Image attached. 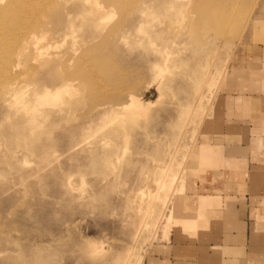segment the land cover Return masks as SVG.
I'll list each match as a JSON object with an SVG mask.
<instances>
[{
	"label": "rangeland",
	"instance_id": "rangeland-1",
	"mask_svg": "<svg viewBox=\"0 0 264 264\" xmlns=\"http://www.w3.org/2000/svg\"><path fill=\"white\" fill-rule=\"evenodd\" d=\"M17 3L0 0V264H149L198 229L183 224L231 137L205 124L250 95L226 84L235 69L264 77V0ZM44 86L61 89L38 101ZM130 94L158 100L133 122L104 113ZM31 119L38 140L13 138Z\"/></svg>",
	"mask_w": 264,
	"mask_h": 264
},
{
	"label": "crops",
	"instance_id": "crops-1",
	"mask_svg": "<svg viewBox=\"0 0 264 264\" xmlns=\"http://www.w3.org/2000/svg\"><path fill=\"white\" fill-rule=\"evenodd\" d=\"M237 69L226 84L250 95L226 96L205 124L207 131L231 135L227 145L215 144L225 148L221 159L229 165L220 159V166L202 174L197 218L183 224L198 229L159 242L149 264H264V77ZM211 152L214 165L219 152Z\"/></svg>",
	"mask_w": 264,
	"mask_h": 264
},
{
	"label": "bare ground",
	"instance_id": "bare-ground-1",
	"mask_svg": "<svg viewBox=\"0 0 264 264\" xmlns=\"http://www.w3.org/2000/svg\"><path fill=\"white\" fill-rule=\"evenodd\" d=\"M20 1H22V0H20ZM99 2H101V1H99ZM10 4H11V6H13V7H15V8H21L22 7V3H17V0H10ZM99 4V3H98ZM116 5V4H115ZM99 6V5H98ZM97 7V6H96ZM104 7V6H103ZM109 7V6H108ZM107 7V8H108ZM99 8V7H98ZM101 8V7H100ZM99 8V9H100ZM97 9V8H96ZM103 9H105V7L103 8ZM112 9V8H111ZM110 9V10H111ZM101 10V9H100ZM109 10V9H108ZM109 10V11H110ZM30 27V26H29ZM27 30V29H26ZM33 38H36V35L35 34H29L28 35V37H27V40H26V44L28 45L29 44V42H30V40L31 39H33ZM35 40V39H34ZM33 40V41H34ZM36 40H38V39H36ZM32 41V42H33ZM37 42V41H36ZM33 43H35V41L33 42ZM34 46V45H33ZM36 47H38V46H36ZM154 66H156V64L154 65ZM238 70V69H237ZM101 71V70H100ZM125 72H127L128 74H130V73H132L133 72V70H131V69H128V70H126ZM239 72H240V70H239ZM127 79V78H126ZM91 80V79H90ZM128 80V79H127ZM65 81H67V80H65ZM122 81H124V80H122ZM70 82V81H69ZM68 82V83H69ZM95 82V81H94ZM92 83H93V81H92ZM96 83V82H95ZM95 83H94V85H95ZM125 83V82H124ZM123 83V84H124ZM127 84V83H126ZM67 85V82L66 83H64V86H66ZM90 85H91V81H90ZM96 86V85H95ZM121 86V85H120ZM124 86V85H123ZM48 86H44L41 90L40 89H36L35 90V92L33 93V95H40L41 97L40 98H38V101H48V100H50L52 97H54V95L57 93V92H59L60 91V87H52V88H47ZM94 87V86H93ZM95 89V88H94ZM127 90V89H126ZM23 91V90H22ZM22 91L19 89V87H18V85H16V83L14 82V83H12L11 85H9L8 87H7V93H14L15 95L17 94V93H22ZM56 96V95H55ZM158 100V99H157ZM157 100L156 101H149V102H146V103H138V101H139V99H138V97H136V96H134V95H132V94H130L129 95V97H128V100H126L125 102H118V103H112V105L110 106V108L108 109V110H106L105 108L107 107H105L104 105H103V103L101 104V105H103L104 107V109L106 110V111H104V113H106V114H109L111 111L112 112H117V110H120V112H124L125 113V111H128V110H131V109H129V108H134V109H132L133 111H128V112H130V117H132V118H130V121L132 120V122H133V119H136V117L139 115V114H142V112H145L146 110L148 111V106H151V104H155V102H157ZM107 102V101H106ZM109 102V101H108ZM105 103V102H104ZM148 107V108H147ZM101 108V107H100ZM62 109V108H61ZM65 109V108H64ZM99 109V108H98ZM102 109V108H101ZM103 112V111H102ZM128 112L126 113L127 115H128ZM111 114V113H110ZM125 114V115H126ZM107 116H109V115H107ZM128 117V116H127ZM34 119H31L30 120V122H31V125H29L30 127H31V129L30 130H26L24 127H19V126H17V125H14V126H11V130H12V132H13V138L15 137H21V138H24V139H30V140H34V141H36V140H38V138L40 137V135H41V129L40 130H38L39 129V127H37L36 125L35 126H32L33 124V121ZM125 120H128V119H126L125 118ZM124 119L122 120V121H125ZM38 123V122H37ZM30 124V123H29ZM137 125V123H136V121L134 120V126H136ZM139 125V124H138ZM40 131V132H39ZM11 132V133H12ZM127 136V135H126ZM125 140L127 139V138H124ZM199 157H200V155H199ZM203 157V156H202ZM205 157V156H204ZM206 158H209L208 156H206ZM200 159H201V157H200ZM208 164V163H207ZM211 164V163H210ZM155 176V175H154ZM168 200V199H167ZM166 200V201H167ZM148 203V202H147ZM167 205V204H166ZM152 206V205H151ZM175 206V205H174ZM175 208V207H174ZM153 209V208H152ZM165 209V208H164ZM182 210H181V213L182 212H184L183 211V208H181ZM179 210H180V208H179ZM179 212V211H178ZM180 213V214H181ZM184 214V213H183ZM173 216H174V212H173ZM172 217V211H171V216H170V218ZM185 217V216H184ZM182 219V218H181ZM179 222H181V220L179 221ZM180 224V223H179ZM182 224V223H181Z\"/></svg>",
	"mask_w": 264,
	"mask_h": 264
}]
</instances>
